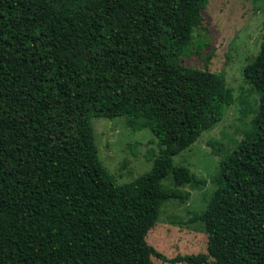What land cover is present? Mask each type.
I'll return each mask as SVG.
<instances>
[{"label":"trees","instance_id":"obj_1","mask_svg":"<svg viewBox=\"0 0 264 264\" xmlns=\"http://www.w3.org/2000/svg\"><path fill=\"white\" fill-rule=\"evenodd\" d=\"M205 3L0 0V264H264V38L244 68L258 114L199 216L208 253L169 259L146 240L163 201L184 197L163 188L170 173L204 183L173 157L227 105L223 73L180 63ZM120 116L162 149L119 185L92 119Z\"/></svg>","mask_w":264,"mask_h":264},{"label":"rangeland","instance_id":"obj_2","mask_svg":"<svg viewBox=\"0 0 264 264\" xmlns=\"http://www.w3.org/2000/svg\"><path fill=\"white\" fill-rule=\"evenodd\" d=\"M263 38L264 0H206L180 55L182 65L225 75L227 105L221 121L173 157L175 167H186L204 183L177 186L172 173L162 181L166 191L184 197L163 201L146 240L169 259L208 253V234L199 216L218 188L222 159L235 149L258 114L260 93L246 79L244 68L257 56ZM92 125L99 158L119 185L149 171L162 149L149 129L134 131L125 116L95 117ZM152 260L154 264H187L154 256Z\"/></svg>","mask_w":264,"mask_h":264}]
</instances>
